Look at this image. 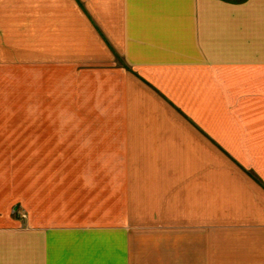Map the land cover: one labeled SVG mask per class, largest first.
Listing matches in <instances>:
<instances>
[{"label":"crops","instance_id":"0c3cea01","mask_svg":"<svg viewBox=\"0 0 264 264\" xmlns=\"http://www.w3.org/2000/svg\"><path fill=\"white\" fill-rule=\"evenodd\" d=\"M11 69L0 264H264V0H0Z\"/></svg>","mask_w":264,"mask_h":264},{"label":"rangeland","instance_id":"374dc122","mask_svg":"<svg viewBox=\"0 0 264 264\" xmlns=\"http://www.w3.org/2000/svg\"><path fill=\"white\" fill-rule=\"evenodd\" d=\"M11 71L13 73L11 75L7 76V78L10 77L9 79H7V86L4 87V89H2V93L3 94H1V92H0V110H4V109L14 110V108H15V103L16 102L14 101V92H15V87H16V85H15V78L16 77L14 76L15 75V70L11 69ZM23 103L25 104V102H23ZM55 104H56V102H55ZM26 105H30V102L27 101ZM0 120L1 121L2 120H7L8 124L14 123L13 122L14 121L13 117L6 118V117L0 116ZM61 154H62V150H56V156H58V155L60 156ZM71 167H72V172H73L72 175L70 176L71 183H74V182L78 181L77 184H80L81 188L83 186L82 193H84V196H86L84 198H85L87 204L90 203L93 200L92 195H94V193L98 194L99 188H96V190L94 189L95 183H96V185L97 184H101L102 185V187H103L102 190H103V194H104V198H103L104 199V207H103V209L105 210L106 201H107V199H110V198H108L106 196L110 192V189H111L110 187L112 186V182L110 180H108V179H103V181H101V182L95 181V183H94L90 179L84 180L82 177L80 179L81 182H79L78 175H77L78 173L75 170V169H77V166H71ZM23 168H24V170L29 171L31 166L24 165ZM61 168H62V166H60V165H56L55 166V179H56V181H55V183H56L55 190H56V195H61L60 193H62V191H63V183L62 182L65 181L63 174H61L62 173ZM88 176H90V175H88ZM65 183L67 184L68 181H65ZM64 187H66V185ZM84 187H86V189H84ZM76 188H78V186ZM72 191H74V189ZM56 212H57L56 213V219L61 218V215H62L61 211H56ZM103 215H104V219L106 218L105 216L113 217V218H116V219L118 217V218L121 219V215H123V214L118 213V212L117 213H114V212H111V213L103 212ZM82 216H83V214H82ZM23 218H25V214L23 215Z\"/></svg>","mask_w":264,"mask_h":264}]
</instances>
